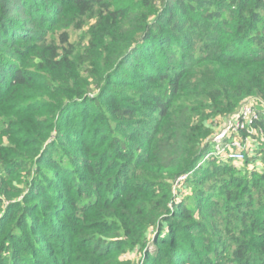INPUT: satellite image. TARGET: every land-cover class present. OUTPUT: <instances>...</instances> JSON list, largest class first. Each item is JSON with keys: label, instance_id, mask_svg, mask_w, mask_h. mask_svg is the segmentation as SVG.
Returning a JSON list of instances; mask_svg holds the SVG:
<instances>
[{"label": "trees", "instance_id": "16d2710c", "mask_svg": "<svg viewBox=\"0 0 264 264\" xmlns=\"http://www.w3.org/2000/svg\"><path fill=\"white\" fill-rule=\"evenodd\" d=\"M262 101L264 0H0V264H264Z\"/></svg>", "mask_w": 264, "mask_h": 264}, {"label": "built area", "instance_id": "2783aa9c", "mask_svg": "<svg viewBox=\"0 0 264 264\" xmlns=\"http://www.w3.org/2000/svg\"><path fill=\"white\" fill-rule=\"evenodd\" d=\"M261 106L264 108V101L261 102ZM256 112L254 110L253 102H249L242 106L239 113L232 116L223 126L222 129L217 133L215 139L221 141L226 137L227 134L231 132H238L239 130L247 129L251 126L252 120L256 117ZM248 141L241 139L239 137H233V139L224 144V147L219 149L224 151L222 154L233 159V160H242L244 158V153L247 150Z\"/></svg>", "mask_w": 264, "mask_h": 264}, {"label": "rangeland", "instance_id": "374dc122", "mask_svg": "<svg viewBox=\"0 0 264 264\" xmlns=\"http://www.w3.org/2000/svg\"><path fill=\"white\" fill-rule=\"evenodd\" d=\"M73 38H74V36H72V39H73ZM221 143H222V142H220V143L218 144V147H219V146H223V147H224V145H222ZM218 147H217V148H218ZM251 148H252L251 142H248V143H247V149H250V150H251ZM213 152H215V151H213ZM223 152H224V151L222 150V152L220 151L219 154H222ZM222 155H223V154H222ZM125 256H127V255H125Z\"/></svg>", "mask_w": 264, "mask_h": 264}]
</instances>
